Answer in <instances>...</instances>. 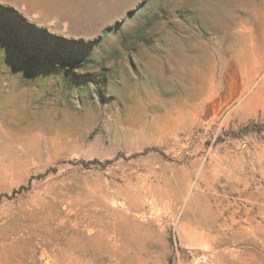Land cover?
Masks as SVG:
<instances>
[{
  "label": "rangeland",
  "instance_id": "374dc122",
  "mask_svg": "<svg viewBox=\"0 0 264 264\" xmlns=\"http://www.w3.org/2000/svg\"><path fill=\"white\" fill-rule=\"evenodd\" d=\"M37 4L0 0V264H264V0Z\"/></svg>",
  "mask_w": 264,
  "mask_h": 264
},
{
  "label": "crops",
  "instance_id": "0c3cea01",
  "mask_svg": "<svg viewBox=\"0 0 264 264\" xmlns=\"http://www.w3.org/2000/svg\"><path fill=\"white\" fill-rule=\"evenodd\" d=\"M41 0H39V2H40ZM75 2H77V0H74ZM60 2H61V0H46V4H45V9L43 8V7H41L40 5H38L40 8H43L44 10H45V12L47 13V14H50V15H56V16H61V17H64V16H66L67 15V13L65 12V8H64V6H62L61 4H60ZM77 8L78 7H76L75 6V8L73 7V8H70V14L72 13L71 12V10L73 11H77ZM69 9V8H68ZM76 13V12H75ZM74 13V14H75ZM69 14V15H70Z\"/></svg>",
  "mask_w": 264,
  "mask_h": 264
},
{
  "label": "bare ground",
  "instance_id": "6f19581e",
  "mask_svg": "<svg viewBox=\"0 0 264 264\" xmlns=\"http://www.w3.org/2000/svg\"><path fill=\"white\" fill-rule=\"evenodd\" d=\"M75 8V7H74Z\"/></svg>",
  "mask_w": 264,
  "mask_h": 264
}]
</instances>
